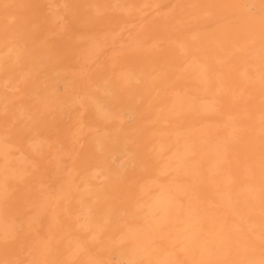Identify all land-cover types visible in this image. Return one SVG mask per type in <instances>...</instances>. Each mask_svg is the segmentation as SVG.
Returning <instances> with one entry per match:
<instances>
[{"label":"bare ground","instance_id":"obj_1","mask_svg":"<svg viewBox=\"0 0 264 264\" xmlns=\"http://www.w3.org/2000/svg\"><path fill=\"white\" fill-rule=\"evenodd\" d=\"M0 264H264V0H0Z\"/></svg>","mask_w":264,"mask_h":264}]
</instances>
